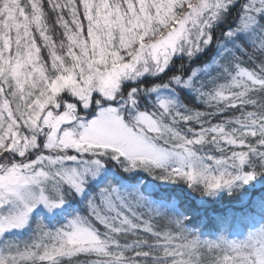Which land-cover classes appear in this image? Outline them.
Segmentation results:
<instances>
[{"label":"snow or ice","instance_id":"6c2138e0","mask_svg":"<svg viewBox=\"0 0 264 264\" xmlns=\"http://www.w3.org/2000/svg\"><path fill=\"white\" fill-rule=\"evenodd\" d=\"M0 264H264V0H0Z\"/></svg>","mask_w":264,"mask_h":264},{"label":"trees","instance_id":"16d2710c","mask_svg":"<svg viewBox=\"0 0 264 264\" xmlns=\"http://www.w3.org/2000/svg\"><path fill=\"white\" fill-rule=\"evenodd\" d=\"M177 63H179V61H177Z\"/></svg>","mask_w":264,"mask_h":264}]
</instances>
